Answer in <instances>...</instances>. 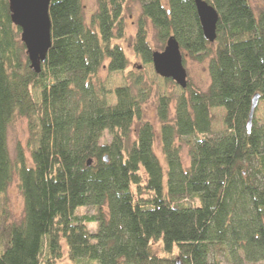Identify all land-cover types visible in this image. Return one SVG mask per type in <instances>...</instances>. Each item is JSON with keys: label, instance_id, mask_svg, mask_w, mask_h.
Instances as JSON below:
<instances>
[{"label": "trees", "instance_id": "obj_1", "mask_svg": "<svg viewBox=\"0 0 264 264\" xmlns=\"http://www.w3.org/2000/svg\"><path fill=\"white\" fill-rule=\"evenodd\" d=\"M136 1L132 51L143 64L154 52L147 22L159 42L172 35L182 54L208 59L205 91L188 82L177 96L156 99L157 129L141 73L131 72L114 99L98 78L128 67L117 44L127 0H96L90 26L81 0H50L51 45L39 73L0 0V205L14 180L23 201L21 217L0 227V264H56L64 246L74 264L264 263V124L256 108L247 128L254 96L264 100V9L205 0L218 14L209 43L193 0ZM215 108L224 110V131L212 137ZM16 118L27 122L28 153L17 143L11 158L7 130ZM83 208L92 213L77 214Z\"/></svg>", "mask_w": 264, "mask_h": 264}, {"label": "rangeland", "instance_id": "obj_2", "mask_svg": "<svg viewBox=\"0 0 264 264\" xmlns=\"http://www.w3.org/2000/svg\"><path fill=\"white\" fill-rule=\"evenodd\" d=\"M163 3L166 0H161ZM250 5L252 6L255 13H258L261 9H264V0H248ZM82 10H83V18L87 25H91L92 15L95 13L96 10V0H81ZM141 17V8L140 4L136 0H127L126 5L124 7V14H123V27H124V38L120 41H117V44L123 49L127 59H128V67L125 69L124 72H116L108 74L105 71H101L98 74L99 80L106 86L107 91H109L110 95L112 96L113 91L120 86L125 84V81L130 79L129 74L131 72H139L143 75V78L147 82L150 91V100L147 104L146 113L148 115V120L155 126L157 129L158 123L156 122L155 116V102L156 99L160 96H177L180 94L183 89L169 83L165 82V79L159 77L155 74L152 63L150 64H143L141 60L136 57L132 51V42L139 24V19ZM148 28V40L151 47L154 51H163L165 47V43H161L155 36V32L147 22ZM182 54V52H181ZM182 58L184 61V68L187 73V84L190 83V86L197 88L198 90L205 91L209 85V75L207 70L208 59L199 62L187 56L186 54H182ZM138 67V70L135 68ZM36 96V93H35ZM112 99L113 96H112ZM212 128L210 136L216 137L219 136L224 131V125L222 122V117L224 115V110L222 108H215L212 109ZM254 118L256 122L260 125L264 124V100L258 101L255 112ZM108 136L106 135L102 143L104 141H108ZM28 140V130H27V122L25 119L16 118L9 126L7 130V146L9 150V155L11 158L14 157L15 154V146L17 143H20L26 148V143ZM154 153L163 164V155L161 151V146L159 139L155 140ZM26 152L27 148H26ZM182 159L184 164L187 165V147L182 145ZM0 205V227H2L5 223L12 222L15 219H19L22 214L23 209V201L19 194L17 188V182L14 180L10 187L7 189L5 193V202H1ZM3 210V211H2ZM90 214L92 210L89 208H83L78 211L77 214ZM97 225L92 224L89 227L90 231L95 229L96 231ZM154 251L158 255H162L158 250V246L156 244L153 245ZM223 264H229L228 261L221 257ZM56 264H74L68 257L66 252L65 246L63 247V255L62 258L56 262ZM257 264H264L263 262Z\"/></svg>", "mask_w": 264, "mask_h": 264}, {"label": "water", "instance_id": "obj_3", "mask_svg": "<svg viewBox=\"0 0 264 264\" xmlns=\"http://www.w3.org/2000/svg\"><path fill=\"white\" fill-rule=\"evenodd\" d=\"M12 24L20 29V41L24 45L29 67L35 73L41 70L51 45L50 0H7ZM203 38L209 43L216 40L218 14L205 0H193ZM152 65L156 75L173 81L181 89L187 87V73L179 44L174 36L166 39L163 51L152 53ZM259 96L255 95L247 128H250L253 111ZM88 165L91 164L89 159Z\"/></svg>", "mask_w": 264, "mask_h": 264}]
</instances>
